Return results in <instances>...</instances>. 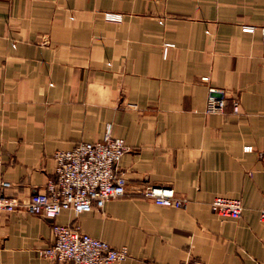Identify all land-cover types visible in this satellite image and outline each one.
Listing matches in <instances>:
<instances>
[{
	"label": "crops",
	"instance_id": "1",
	"mask_svg": "<svg viewBox=\"0 0 264 264\" xmlns=\"http://www.w3.org/2000/svg\"><path fill=\"white\" fill-rule=\"evenodd\" d=\"M263 27L264 0H0L7 193L25 201L43 191L56 152L109 127L129 147L119 164L127 193L103 209L1 212L0 264H61L40 252L54 223L125 247L111 264H264ZM211 87L225 91V113L206 112ZM149 186L187 204H157ZM216 196L240 198L242 216L214 214Z\"/></svg>",
	"mask_w": 264,
	"mask_h": 264
},
{
	"label": "built area",
	"instance_id": "2",
	"mask_svg": "<svg viewBox=\"0 0 264 264\" xmlns=\"http://www.w3.org/2000/svg\"><path fill=\"white\" fill-rule=\"evenodd\" d=\"M104 17L108 22H123L121 13L106 12ZM261 30L264 36V27ZM171 47H174V43L164 44L165 56ZM227 102L224 90L211 87L206 112L225 113ZM232 110L235 114L240 112L239 100L233 99ZM128 149L125 140L115 136L109 127L100 140L82 142L69 150H59L55 154V178H50L43 191L31 194L25 201L7 193L13 184L3 174L0 155V213L24 208L29 213L56 219L64 210L81 214L103 209L108 200L127 193V178L120 172L119 164ZM144 195L164 206L183 207L187 204L186 199L176 197L172 189L163 186H149ZM211 209L223 219H238L243 214L244 206L240 198L216 196L211 202ZM260 214L264 219V202ZM53 233V243L40 250L44 257L53 262L111 264L129 256L125 247L116 248L107 241L95 238L83 232L77 223H54ZM184 264L207 263L190 259Z\"/></svg>",
	"mask_w": 264,
	"mask_h": 264
},
{
	"label": "rangeland",
	"instance_id": "3",
	"mask_svg": "<svg viewBox=\"0 0 264 264\" xmlns=\"http://www.w3.org/2000/svg\"><path fill=\"white\" fill-rule=\"evenodd\" d=\"M184 199V198H183Z\"/></svg>",
	"mask_w": 264,
	"mask_h": 264
}]
</instances>
